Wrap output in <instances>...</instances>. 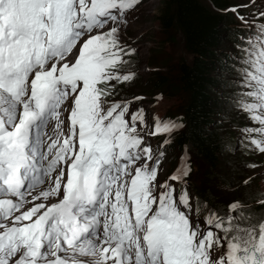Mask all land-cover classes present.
Masks as SVG:
<instances>
[{"label":"snow or ice","instance_id":"snow-or-ice-1","mask_svg":"<svg viewBox=\"0 0 264 264\" xmlns=\"http://www.w3.org/2000/svg\"><path fill=\"white\" fill-rule=\"evenodd\" d=\"M138 2L0 0V264H264V219L233 229V201L202 227L187 185L177 199L171 183L190 169L160 182L164 152L146 137L184 125L167 119L144 133V109L113 98L112 81L134 79L121 75L137 50L120 32ZM253 36L241 38L247 90L233 100L257 122L242 132L260 136L247 143L264 154V25Z\"/></svg>","mask_w":264,"mask_h":264},{"label":"trees","instance_id":"trees-1","mask_svg":"<svg viewBox=\"0 0 264 264\" xmlns=\"http://www.w3.org/2000/svg\"><path fill=\"white\" fill-rule=\"evenodd\" d=\"M210 1L218 10L211 8L208 0H161L152 14L155 22L151 35L153 43L145 58L151 69L136 85L115 83V95L127 98L136 88L137 91L147 89L176 98L169 114L180 118L184 127L169 134L168 143L164 145L167 155L174 159V153L179 152L186 161L196 159L201 162V167L187 165L190 172L201 169L203 173L193 188L196 196L216 208L218 213H225L227 203L217 199L214 187L219 183L232 184L234 201L240 204L238 216L241 215L246 223H257L264 219V195L256 183L252 184L251 175L243 174L246 166L241 164L242 153L251 146L243 143L246 136L241 135L240 153L234 151L238 143L229 128L234 126L241 131L247 126L244 114L237 112L236 118L229 114L231 94L234 97L239 86L235 83V79L238 81L236 76L240 75L237 69L243 65H236L224 49L227 43H242L246 29L237 23L229 10V7H238L233 0ZM241 12L239 9L238 13ZM177 30L182 37V46L191 54L189 59L180 53L173 56L168 52L175 44ZM236 50L240 51L239 48ZM131 60L137 64L135 53ZM187 179H191L190 174ZM240 179L249 181L252 185L248 184L249 190L240 189L241 184L237 182Z\"/></svg>","mask_w":264,"mask_h":264},{"label":"rangeland","instance_id":"rangeland-1","mask_svg":"<svg viewBox=\"0 0 264 264\" xmlns=\"http://www.w3.org/2000/svg\"><path fill=\"white\" fill-rule=\"evenodd\" d=\"M160 1L161 0H139V2L136 5H134V7L130 10L132 11L131 20L127 23L126 29L123 27L121 28L120 36H121L122 41L126 43L130 48H135L137 50L136 56L138 59V66H137L138 68L134 70L137 73V77L133 79L132 81H129V84L136 85L137 83H139V81H143L144 78L148 75V71L151 69V66L150 65L148 66V64L145 63V58L150 51L149 50V48L151 47L150 45L153 43L152 41L153 37L151 35L154 32L155 22L153 20L152 14L155 12V9L160 4ZM233 2L235 3L236 6H238L239 9L243 11L241 12L242 17H246V18L249 16L258 17L260 13L264 12V0H233ZM240 23L244 25V27H248L249 29L256 28V26H254L251 23H248V21L247 23H244V21H241ZM250 36H252L253 39L256 38L255 36H253V33L251 34L249 33L244 38H247ZM237 45H231L227 43L224 46V49L226 50L228 54H230L231 57H233L234 63L236 62V64H241L240 61L242 60L244 54H241L240 52L236 50L238 47L236 48L235 46ZM247 46L248 45L245 39H244V42L239 45L241 49ZM169 51L170 53H173V56L175 55V53H180L181 55H183L185 59H189L191 57V54H189L182 46V37L178 30L175 33V44L173 47L169 48L168 52ZM130 69H133V68L130 67L129 65L124 69V71L125 70L128 71ZM236 77L239 80L241 78L240 75ZM131 91H133V93L135 94H139V93L144 94V95H139L140 97H142V99L137 102L132 103L129 101L130 102V112L133 111L135 107H137V103L141 104L142 106L141 108L144 109L145 126L142 129L143 132L148 131L149 123L152 119H154L155 116L160 117V118H162V116H170L169 113L171 110L169 108L173 105L172 103L177 100L173 96H166V95L162 96L159 94L155 95L156 91H149L147 89L142 90V91L141 89H139V91H137L136 88H133ZM136 92H139V93H136ZM238 92H241V90L239 89ZM133 93L131 92V94ZM115 96H119V95H115ZM167 108L169 109L168 112L166 111ZM237 112L238 111L235 109L234 105H231L230 112H229V114H231L230 117L236 118V116H238ZM171 119L176 120L177 122L181 123L180 118L171 116ZM248 121L250 120L245 116L244 122H248ZM250 122L254 125L256 123L255 121H250ZM226 124L229 125L227 122ZM137 127H138V130H141L139 122L137 124ZM229 128L235 134V139H236V142L238 143V146L234 151H237L240 153L241 149H239V147L242 146V145L241 146L239 145L240 138H241V135H245V134L242 133V130L239 131L238 127L229 126ZM247 137H250V136L249 135L246 136V139L244 140L243 143H247V140H249V138ZM160 139H161L160 142H162L163 138H160ZM251 147L250 148L248 147L247 151L243 152L241 155L242 167L246 166V168L243 171L245 170L247 171V172L245 171L243 174L246 173V175H251L250 179H252L251 180L252 184L256 183L259 186V188L262 189L261 193L264 195V154H260L258 150H256L254 147L252 148ZM248 149L250 150L248 151ZM175 154L176 153H174V157H175ZM168 156L170 155H164V159L161 161V164L159 167V174H163V172L167 168V165H168L167 162L171 158V156L170 158H168ZM170 160L173 161L174 159L171 158ZM200 163H201L200 161L196 159H192V165L195 164V167H201L202 164ZM192 169H194V167ZM201 175H203L201 169H198L197 171H192L190 172L191 179H187V182L189 183V185L191 184V187L197 186V182L200 180ZM182 181L184 183L186 179ZM243 181L244 179H240L237 181L241 184L240 185L241 188L238 187V189L243 188V189L249 190V185L250 186L252 185L249 183L245 184ZM177 186L179 188L181 187V185L179 186L178 183H177ZM214 188L216 190L215 194H217V199H219L220 201H225L227 205H229L231 202L234 201V190L232 189L233 188L232 184L225 185V184L219 183ZM175 195L178 199L179 197L177 196V194ZM191 215L194 221L198 219L192 210H191ZM237 226L247 227L249 225L239 224V225H235L234 228H236Z\"/></svg>","mask_w":264,"mask_h":264},{"label":"bare ground","instance_id":"bare-ground-1","mask_svg":"<svg viewBox=\"0 0 264 264\" xmlns=\"http://www.w3.org/2000/svg\"><path fill=\"white\" fill-rule=\"evenodd\" d=\"M37 192H38V190H36V189H35V190H33V192H32V193H37Z\"/></svg>","mask_w":264,"mask_h":264}]
</instances>
